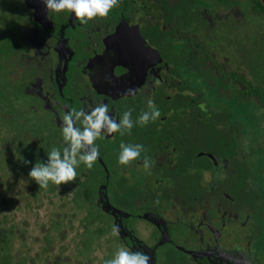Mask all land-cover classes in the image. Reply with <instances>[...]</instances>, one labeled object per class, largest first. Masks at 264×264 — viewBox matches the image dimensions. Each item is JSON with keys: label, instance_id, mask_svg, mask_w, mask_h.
Listing matches in <instances>:
<instances>
[{"label": "flooded vegetation", "instance_id": "1", "mask_svg": "<svg viewBox=\"0 0 264 264\" xmlns=\"http://www.w3.org/2000/svg\"><path fill=\"white\" fill-rule=\"evenodd\" d=\"M243 12L235 0H119L106 18L84 25L74 13L47 11L44 0H0V127L6 121L11 126L3 137V145L14 156L11 167L14 164L16 172L21 171L26 187L37 185L25 169L46 162L53 148L62 151L65 147L64 141L61 146L59 142L67 112H89L106 104L109 115L119 122L130 110L131 132L97 138L98 159L91 169L81 163L73 182L81 194L77 196L107 217L110 241L118 249L146 253L148 264L162 263L160 253L166 245L183 253V262L178 264H264L257 260L247 238V248L236 243L234 232L262 211L251 214L248 208L233 207L239 202L233 201L227 189L222 190L221 179L216 177L214 183L202 179L208 171L224 172L231 157L202 148L204 142L212 141L215 134L208 129L218 128V119L207 115L216 110L198 98L196 90L201 85L192 86V73H186L198 66L199 59L207 60L200 51L202 38L211 41L214 28L223 25L236 31L241 16L246 17ZM214 19L220 21L215 27L211 24ZM210 26L214 28L209 32ZM129 89L134 91L129 93ZM149 99L160 117L140 126L136 121L150 111ZM145 128L150 131H143ZM148 133L152 138L145 143L143 137ZM121 142L142 144L145 149L126 167L118 163ZM200 157L218 170L199 165ZM145 158L151 164L148 171ZM3 160L0 162L5 163ZM194 172L200 173L196 180L200 194H191L188 175ZM61 186L49 182L44 188L48 191L40 195L45 205L62 210V200H54L58 196L49 198V191L57 194L56 188ZM181 187H190L191 192L187 190L183 197ZM24 198L29 209L31 197L24 194ZM3 200L8 202L0 192V205H6ZM89 206L87 216L91 215ZM16 209L14 218L8 213L0 216V240L5 237L3 246L13 264L25 262L26 256L11 247L12 236L27 235L29 215L21 205ZM131 216L133 224L142 220L148 237L128 225ZM163 261L175 264L173 258Z\"/></svg>", "mask_w": 264, "mask_h": 264}, {"label": "rangeland", "instance_id": "2", "mask_svg": "<svg viewBox=\"0 0 264 264\" xmlns=\"http://www.w3.org/2000/svg\"><path fill=\"white\" fill-rule=\"evenodd\" d=\"M235 1H239L246 17L241 16L238 26H235L236 31H229L224 25L221 28H214L220 22L219 19H214L211 22L214 27L210 26L209 32L214 28L215 35L211 36V41L202 38L205 39L203 44L207 41L208 43L200 46V51L207 56V60L199 59L198 66L188 68L186 73H192L189 76L192 86L198 83L201 85V88L196 90L200 92L198 98L205 100L210 104V108L216 110L212 113L207 111V115L212 119L217 118L219 127L230 130L229 135L233 138L232 141L204 142L202 148H209L215 153L231 157V163H227V169L221 173L213 174L208 171V174L204 175L203 171L200 172L204 175L202 179H207L210 183H214L216 177L221 179L219 182L224 185L222 190L227 189L233 201L239 202L233 207L248 208L253 211L251 214L262 211V214L256 213L248 218L245 226H237L234 232L237 244L247 248L245 242L247 238L257 260L264 261V109L259 104L261 102L254 97L242 99L237 91L239 83L231 78V74L239 78L243 75V82L248 85L250 82H256L254 71L256 75L258 72L259 75L264 76V10L260 8V13L254 14L250 8V0ZM251 3L256 2L252 0ZM218 17L219 15L216 16ZM223 76L228 79L222 78ZM180 77L184 78L182 75ZM196 91L191 89L193 94L198 93ZM236 96H239L238 99ZM200 105L202 104H198L199 107ZM0 128V160L5 161V163L0 162V192L4 193L8 200V202L2 201V204L6 205H0V216L2 213H8L14 218L12 212L18 211L16 205L25 207L24 212L29 214L26 218L28 225L25 226L27 235L12 236L14 242L11 248L19 250V255L26 256L24 264H104L107 257L112 259L119 249L118 244L110 241L107 236V217L102 216L98 208L89 206L87 199L77 196L81 194L77 191L74 181L56 188L57 194L56 191L53 194L49 191V198L58 196L54 200H62V210L53 207L50 203L45 205L40 195L48 190L39 187L38 184L26 187L27 180H21L19 176L21 171L16 172L14 164L11 167L12 162L15 161L14 156L7 151L8 147L3 145V137L11 126L6 121ZM143 131L150 129L145 128ZM143 138L145 143H149L152 134H145ZM59 145H64L63 140ZM197 161L199 165L213 167L214 171L218 170L205 157L197 158ZM30 169L31 165L25 169L27 176ZM200 173L194 172L188 175L191 179L192 192L190 187H181L182 196L187 190H190L191 194L202 192V189L196 186ZM159 187L162 185L159 184ZM20 192L31 197L32 205L29 209L26 208L28 205L25 203L27 201L24 194ZM156 197L159 196L156 194ZM252 197L254 202H250ZM47 202H51V199ZM229 203L232 204L230 201ZM88 206L92 216L85 214ZM132 218L129 217L128 225L136 228L139 235L148 237L142 226V220H137L133 224ZM182 255V252L175 250L174 247L171 248V245L163 246L160 253L161 264H167L163 261L164 258L170 261L173 258L175 264L181 263L184 258ZM9 264H13V261Z\"/></svg>", "mask_w": 264, "mask_h": 264}, {"label": "clouds", "instance_id": "3", "mask_svg": "<svg viewBox=\"0 0 264 264\" xmlns=\"http://www.w3.org/2000/svg\"><path fill=\"white\" fill-rule=\"evenodd\" d=\"M44 3L47 11L74 13L75 18L86 25L90 20L98 17L106 18L109 12L119 5V0H44ZM155 83L158 85L159 81ZM133 91V89L128 90L129 93ZM147 104L150 111L143 112L136 121L140 126H146L150 121L154 122L160 117V111L154 101L149 99ZM200 107L204 109L205 106L202 104ZM133 126L130 110L125 111L122 119L117 122L109 115L106 104H99L89 112L73 109L62 118V137L65 147L62 151L53 148L47 153L46 162L35 163L28 175L41 188H47L49 182L57 186L71 183L76 179V168L81 163L91 169L98 159L100 152L95 143L97 138L117 132L121 135L125 131L130 133ZM120 149L118 163L125 167L137 160L145 150L142 144L123 142L120 144ZM150 167L149 160L145 158V171ZM149 260L150 257L146 253L121 248L112 259L104 261V264H148Z\"/></svg>", "mask_w": 264, "mask_h": 264}, {"label": "trees", "instance_id": "4", "mask_svg": "<svg viewBox=\"0 0 264 264\" xmlns=\"http://www.w3.org/2000/svg\"><path fill=\"white\" fill-rule=\"evenodd\" d=\"M255 11L260 13V8H262L264 10V0H255ZM253 72V71H252ZM255 74V78H256V82H250L248 85L246 83L243 82V75L241 76V78L236 77V75L231 74V78L234 79L235 82L239 83V87H237V91L240 93V96L242 99L245 98H250V97H254L257 99V101L261 102L259 104H261V106L264 109V76L259 75V73L257 72V75L254 71ZM258 76V77H257ZM222 78L226 79L225 76H223ZM230 78V77H229ZM228 79V77H227ZM226 79V80H227ZM221 81V79H220ZM261 82V83H259ZM199 84V83H198ZM193 98L197 99L196 96H192ZM239 96H236V98L238 99ZM212 113V112H211ZM208 132L211 134H215L212 136V140H220V142H223V140H233V138H231V136L229 134H231V131L228 130L226 127L224 128H216L215 126L208 129ZM224 134V135H223ZM2 230V229H0ZM1 237V236H0ZM5 237H3V239L0 240L1 246L0 247V264H9L11 259L10 256L8 257L6 252H5V246L4 242L6 241L4 239ZM18 264H24L23 263V259L18 261Z\"/></svg>", "mask_w": 264, "mask_h": 264}]
</instances>
